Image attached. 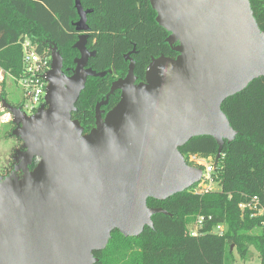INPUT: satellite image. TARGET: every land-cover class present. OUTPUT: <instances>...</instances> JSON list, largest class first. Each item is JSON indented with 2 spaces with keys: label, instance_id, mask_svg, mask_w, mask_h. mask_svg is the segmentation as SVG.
Here are the masks:
<instances>
[{
  "label": "water",
  "instance_id": "obj_1",
  "mask_svg": "<svg viewBox=\"0 0 264 264\" xmlns=\"http://www.w3.org/2000/svg\"><path fill=\"white\" fill-rule=\"evenodd\" d=\"M156 20L169 32L176 56L152 57L145 80L135 74L130 53L125 77L113 81L120 99L95 126L85 128L72 113L89 77L96 52L87 47L92 9L75 0L80 32L72 75L53 48L46 104L32 116L2 100L18 124L22 141L15 166L0 173V264H96L94 252L112 233L137 237L154 227L165 200L203 177L180 148L209 135L219 142L237 131L223 102L264 75V30L250 0H150ZM35 160L36 165L31 168Z\"/></svg>",
  "mask_w": 264,
  "mask_h": 264
},
{
  "label": "trees",
  "instance_id": "obj_2",
  "mask_svg": "<svg viewBox=\"0 0 264 264\" xmlns=\"http://www.w3.org/2000/svg\"><path fill=\"white\" fill-rule=\"evenodd\" d=\"M250 2L264 30V0ZM81 3L92 9L87 47L96 54L88 66L106 72L88 78L72 113L89 132L95 126L96 105L108 100L106 108L110 109L120 99V92L112 91L111 86L128 72L127 53L135 60L139 81L145 80L153 56L178 53L167 42L169 32L158 24L150 0ZM78 19L75 0H0V68L7 76L23 75L19 42L28 38L51 61L56 48L63 58V71L72 75L80 56L74 46L80 35L75 26ZM3 99L4 92L0 101ZM222 109L237 134L231 141L225 140L219 157V142L209 135L193 137L180 148L185 156L198 153L216 161L213 178L221 182V190L196 193L191 187L165 200L149 198V207H162L172 215L155 214L154 227H145L137 237L115 230L107 247L94 252L96 264H231L235 260L232 246L242 258L255 248L264 264V75L227 98ZM199 218L198 234L192 235ZM220 224L225 232H213Z\"/></svg>",
  "mask_w": 264,
  "mask_h": 264
},
{
  "label": "built area",
  "instance_id": "obj_3",
  "mask_svg": "<svg viewBox=\"0 0 264 264\" xmlns=\"http://www.w3.org/2000/svg\"><path fill=\"white\" fill-rule=\"evenodd\" d=\"M19 43L22 45L23 50L24 73L20 78H13L21 84L24 100L18 107L25 115L32 116L46 104L45 98L49 86L46 74L51 69V60L48 55L37 51L36 46L30 39L27 38ZM0 72L4 71L1 69ZM12 123H14L13 114L0 101V132L4 126ZM185 158L190 165L203 170L201 181L194 185L191 190L196 193L211 191L210 184L214 182L213 173L216 166L215 163H208L206 158H212L198 153L189 154ZM254 199L257 200L256 197ZM241 207H244V204ZM201 222L202 218H199L195 227L191 229L192 235L198 234V228ZM213 232L223 234L225 232V226L223 224L217 225Z\"/></svg>",
  "mask_w": 264,
  "mask_h": 264
},
{
  "label": "rangeland",
  "instance_id": "obj_4",
  "mask_svg": "<svg viewBox=\"0 0 264 264\" xmlns=\"http://www.w3.org/2000/svg\"><path fill=\"white\" fill-rule=\"evenodd\" d=\"M3 92L5 93L7 102L16 106L23 103L24 96L21 84L12 76H7L5 72H0V99ZM17 127H19V125L16 123L8 124L4 126L3 130L0 132V173L4 171V174H9L16 164V152L21 149L22 145V141L13 135V131ZM206 161L210 164L216 162L213 158H206ZM11 166H13V168H11ZM210 187L212 188L211 191H220L221 182L214 179ZM232 250L235 260L231 264H260L258 253L255 248L252 247L245 258L239 256L235 246H232Z\"/></svg>",
  "mask_w": 264,
  "mask_h": 264
},
{
  "label": "flooded vegetation",
  "instance_id": "obj_5",
  "mask_svg": "<svg viewBox=\"0 0 264 264\" xmlns=\"http://www.w3.org/2000/svg\"><path fill=\"white\" fill-rule=\"evenodd\" d=\"M87 46H88V44H87ZM90 50V49H89ZM92 51V50H91ZM128 62H129V60H127ZM126 76V75H125ZM124 76V77H125ZM119 78H121V77H119ZM119 78H117V79H119ZM116 91H119V90H116ZM120 92V91H119ZM103 101H105V100H103ZM108 100H107V103L106 104H103V106L101 107V110H103L104 112H103V117L106 115V113L109 111V110H111L112 108H110V109H107L106 107H108ZM12 167V166H11ZM13 168V167H12ZM11 169V168H10ZM12 171V170H11Z\"/></svg>",
  "mask_w": 264,
  "mask_h": 264
}]
</instances>
